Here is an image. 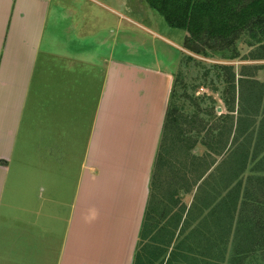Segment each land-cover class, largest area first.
Returning <instances> with one entry per match:
<instances>
[{
	"label": "crops",
	"instance_id": "crops-1",
	"mask_svg": "<svg viewBox=\"0 0 264 264\" xmlns=\"http://www.w3.org/2000/svg\"><path fill=\"white\" fill-rule=\"evenodd\" d=\"M98 6L0 0V264H135L171 71Z\"/></svg>",
	"mask_w": 264,
	"mask_h": 264
},
{
	"label": "trees",
	"instance_id": "trees-1",
	"mask_svg": "<svg viewBox=\"0 0 264 264\" xmlns=\"http://www.w3.org/2000/svg\"><path fill=\"white\" fill-rule=\"evenodd\" d=\"M149 2L165 16L171 26L189 33L185 37V46L191 52L208 54L209 50L218 52L231 49L238 39L258 27V59H264V0H257L255 8H249L239 0ZM245 67L241 66L242 69ZM218 69L224 71L227 83L224 102L230 107V113L218 114V118L212 119L214 115L201 109L196 100L191 102L197 110L195 114L186 113L184 108L176 105L177 102L169 100L151 172L150 195L139 236L140 244L147 241L153 212L161 211L162 222L169 214H173L175 208L185 210L181 200L190 191H195L196 199L190 211L197 207L201 214L210 211L208 216L215 211H219V214L227 212L230 225L227 223L228 227H224L221 226L223 223H219L222 237L218 239L224 241L225 236L230 234L227 229H230L234 241L244 245L240 256L253 255L264 243V82L258 78L256 83L249 77L247 67L241 71L238 79L234 65H219ZM244 83L247 84L245 89L258 85V119L257 113L250 111L245 114L243 110L238 119L234 117L236 102H240L244 95L240 93L237 97V90H240L241 85L244 87ZM192 98L190 96L189 100ZM217 107L215 110L218 112ZM234 127L242 129L241 135L246 138L235 134ZM243 144L246 147L239 150L238 147ZM195 148H199V151L195 152ZM228 162H231L232 167L236 166L231 179L217 188L215 193L219 192V196L208 201L204 195L217 181L212 179L221 175ZM245 176L247 185L243 191L241 186ZM242 227L246 229L245 233ZM142 244L138 245V250L143 248ZM152 246L153 251L157 252L158 247L155 245H146V248ZM138 250L136 257L141 256L142 252L145 254L143 250ZM174 257L171 254L168 261Z\"/></svg>",
	"mask_w": 264,
	"mask_h": 264
},
{
	"label": "rangeland",
	"instance_id": "rangeland-1",
	"mask_svg": "<svg viewBox=\"0 0 264 264\" xmlns=\"http://www.w3.org/2000/svg\"><path fill=\"white\" fill-rule=\"evenodd\" d=\"M55 1L67 5L72 4L76 7L84 0ZM89 1L96 5L97 10L98 4L108 5L113 11L116 10L114 12L118 13V18L124 16V18L129 19V25L132 28L127 29L124 24L125 26L121 29L118 49L116 50L118 52L116 53L117 56L134 62H143L148 64L152 70L171 71L169 74L173 88L170 95L171 102H177L176 105L184 108L186 113L195 114L197 110L191 102L196 100L195 102L198 101L201 109L214 115L211 117L212 119L218 118V114H228L230 107L224 102L227 83L223 76L224 71L218 69L219 65H234L237 79L240 77L241 71H244L247 67L249 77L257 81L256 83H258V78L264 82V59H258V27H254L253 31L247 32L238 39L231 49L218 52H210L209 50L208 54H199L191 52L185 46V37L189 33L186 30L171 26L165 16L151 6L149 0ZM239 2H245L249 8H255L257 0H239ZM85 12L90 18L95 14V12H91L90 8ZM100 29L97 28L96 31L103 33L104 30ZM126 35L131 37L128 41L122 39ZM128 36L126 37L129 38ZM127 46L131 51H128ZM242 65L246 67L242 69ZM258 65L260 68H258ZM244 85V87L241 85L240 90H237V97L240 93L244 95L240 102L239 100L236 102L234 117L238 119L240 112L243 110L245 114L250 111L254 114L257 113L258 119V85L254 88L251 86L248 89H245L247 84L244 83ZM174 92L175 99H173ZM184 95H190L193 98L189 100L190 96ZM253 95L256 97H252ZM216 107L218 112L215 110ZM233 130L239 136L243 131L242 129L237 130L235 127ZM242 137L246 138L245 135ZM244 144L238 147L239 150H244L246 147ZM194 151L198 152L199 148H195ZM234 164L237 163L234 161ZM232 166L231 162H228L225 165V170L221 171V175L219 174L212 179L217 181L210 186L209 191L204 195L208 201L213 200L215 196H219V192L215 193L217 188L219 189L231 179V173L236 167ZM76 176L77 171L72 169L69 176L71 185ZM246 177H244L243 186H241L243 191L247 185ZM194 192L190 191L182 198L181 201L185 206V210L180 211L179 207L175 208L172 211L173 214H169L162 222L160 218L161 211L153 212L151 217L152 226L147 241L144 244L141 243L144 246L143 248L140 247L141 250L139 249L140 251L143 250L145 254L142 252L141 256L138 255L135 264H264V243L260 245L258 251L253 252V255L242 257L239 253L244 245L234 241L230 229H227V233L230 234L225 236L224 241L218 239L222 237L219 223H223V225H220L224 227L230 225L226 211L220 212L221 214H219V211H215L211 216H208L210 211L201 214L202 212L196 209L197 207L190 211L191 206H193L192 203L195 204L196 200ZM73 193L74 187L72 186L71 195ZM68 196H70V192H68ZM137 200V195L134 199L130 196L127 200V203L130 204H127L121 210L119 209L118 214L124 213L122 210H126V208L137 211ZM147 207L148 199L143 207L144 214ZM98 211L101 212L102 207H99ZM237 225L236 221V228ZM242 230L245 233L246 229L242 227ZM146 245H155L158 247V251L154 252V246L146 248ZM171 254L175 257L173 260L168 261Z\"/></svg>",
	"mask_w": 264,
	"mask_h": 264
}]
</instances>
